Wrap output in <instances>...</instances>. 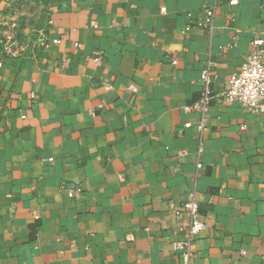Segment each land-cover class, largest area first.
I'll return each mask as SVG.
<instances>
[{
  "label": "crops",
  "instance_id": "crops-1",
  "mask_svg": "<svg viewBox=\"0 0 264 264\" xmlns=\"http://www.w3.org/2000/svg\"><path fill=\"white\" fill-rule=\"evenodd\" d=\"M44 1L47 46L0 67V264H183L192 196L189 264H264V114L183 111L207 58L217 95L264 40V0Z\"/></svg>",
  "mask_w": 264,
  "mask_h": 264
},
{
  "label": "built area",
  "instance_id": "built-area-1",
  "mask_svg": "<svg viewBox=\"0 0 264 264\" xmlns=\"http://www.w3.org/2000/svg\"><path fill=\"white\" fill-rule=\"evenodd\" d=\"M231 6L237 5V0L229 2ZM38 6L40 13L36 23L29 27L26 21V10L29 7ZM202 20L194 23L197 28L213 29L215 7H206L202 11ZM52 30L51 11L44 0H12L7 3L6 10L0 13V67L5 59L35 58L38 51L45 48L48 43V35ZM57 43L60 40L56 41ZM264 40L254 39L250 42V49L244 56L238 72L230 75L226 90L213 95L211 82L214 75V64L207 58L203 62V68L199 76L200 99L192 105L184 106L183 111L198 112L203 116L208 111L210 101L213 98L225 103H235L246 112L259 115L264 114ZM176 64V61L172 62ZM131 91H135L130 88ZM204 129V121L197 130L201 134ZM244 129L243 127L241 128ZM201 136V135H200ZM201 143V138L199 140ZM200 145V144H199ZM201 147L198 149V154ZM69 197L74 193L69 192ZM174 214L185 212L189 223L184 230L181 239L174 240L172 252L180 254L183 264H189L193 240L208 230V221L198 215V205L192 196L191 201L183 204L178 209L172 210Z\"/></svg>",
  "mask_w": 264,
  "mask_h": 264
}]
</instances>
